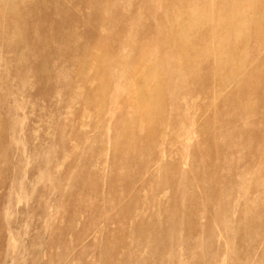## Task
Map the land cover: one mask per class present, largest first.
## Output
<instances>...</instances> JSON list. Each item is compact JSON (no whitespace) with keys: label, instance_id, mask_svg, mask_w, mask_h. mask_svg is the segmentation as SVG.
Here are the masks:
<instances>
[{"label":"rangeland","instance_id":"1","mask_svg":"<svg viewBox=\"0 0 264 264\" xmlns=\"http://www.w3.org/2000/svg\"><path fill=\"white\" fill-rule=\"evenodd\" d=\"M0 264H264V0H0Z\"/></svg>","mask_w":264,"mask_h":264},{"label":"bare ground","instance_id":"2","mask_svg":"<svg viewBox=\"0 0 264 264\" xmlns=\"http://www.w3.org/2000/svg\"><path fill=\"white\" fill-rule=\"evenodd\" d=\"M182 61V60H181ZM167 75V74H166ZM193 77V76H192ZM146 101V97L144 96H140L139 99L135 102V105L137 107V109H141V107L144 106Z\"/></svg>","mask_w":264,"mask_h":264}]
</instances>
